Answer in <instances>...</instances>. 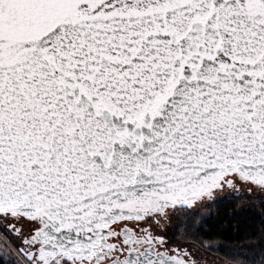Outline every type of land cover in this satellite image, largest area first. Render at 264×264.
Masks as SVG:
<instances>
[{
  "label": "snow or ice",
  "instance_id": "6c2138e0",
  "mask_svg": "<svg viewBox=\"0 0 264 264\" xmlns=\"http://www.w3.org/2000/svg\"><path fill=\"white\" fill-rule=\"evenodd\" d=\"M255 204L231 264H264V0H0V264H207Z\"/></svg>",
  "mask_w": 264,
  "mask_h": 264
},
{
  "label": "trees",
  "instance_id": "16d2710c",
  "mask_svg": "<svg viewBox=\"0 0 264 264\" xmlns=\"http://www.w3.org/2000/svg\"><path fill=\"white\" fill-rule=\"evenodd\" d=\"M235 203H244V201H236ZM261 215L259 204H255L250 212L242 213L239 220L225 219L223 214L215 216L212 221H209L203 226L200 232L195 233V238H189L190 242L197 246L203 244H211L212 248L209 251L213 256L231 263L225 254L228 248L242 249L247 241V234L249 231H258L260 220L254 219L255 216ZM220 223L217 224V221ZM252 224L253 227L249 228ZM213 225H215L213 227Z\"/></svg>",
  "mask_w": 264,
  "mask_h": 264
},
{
  "label": "rangeland",
  "instance_id": "374dc122",
  "mask_svg": "<svg viewBox=\"0 0 264 264\" xmlns=\"http://www.w3.org/2000/svg\"><path fill=\"white\" fill-rule=\"evenodd\" d=\"M205 245H211V244H205ZM202 251L206 253L205 259L207 261V264H231V263H228L226 261L219 259L216 256H213L208 248L202 249Z\"/></svg>",
  "mask_w": 264,
  "mask_h": 264
}]
</instances>
